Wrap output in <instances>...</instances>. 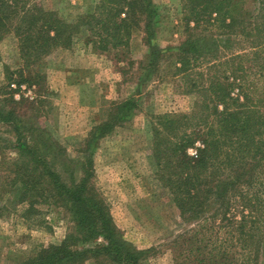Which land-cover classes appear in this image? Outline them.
<instances>
[{
	"label": "trees",
	"instance_id": "16d2710c",
	"mask_svg": "<svg viewBox=\"0 0 264 264\" xmlns=\"http://www.w3.org/2000/svg\"><path fill=\"white\" fill-rule=\"evenodd\" d=\"M182 7L186 36L171 77L197 100L191 114H163L150 125L157 176L179 212L198 222L180 236L185 263L264 264V0H182ZM155 16L151 0H97L72 22L41 0H0V42L12 33L28 67L81 33L100 52L124 48L138 27L150 43ZM163 60L150 44L147 69L158 71ZM24 78L17 69L0 88V125L13 134L0 137V215L22 207L29 221L43 208H62L73 231L16 264H141L146 253L124 240L92 183L90 156L65 161L46 129L20 116L8 89L30 84ZM135 108L132 99L114 105L116 115L98 123L91 139L108 135ZM32 112L39 113L28 102L26 115Z\"/></svg>",
	"mask_w": 264,
	"mask_h": 264
},
{
	"label": "rangeland",
	"instance_id": "374dc122",
	"mask_svg": "<svg viewBox=\"0 0 264 264\" xmlns=\"http://www.w3.org/2000/svg\"><path fill=\"white\" fill-rule=\"evenodd\" d=\"M96 1L41 3L72 22L90 13ZM151 1L158 15L153 18L152 42L147 43L138 27L132 30L128 44L116 51L93 50L81 33L68 49L57 48L27 67L19 57L14 35L7 34L0 42V88L7 86L8 73L24 70V79H30V84L8 89L13 100L20 103V116H26L33 126L45 128L63 149L65 161L77 162L90 156L92 183L124 240L146 253L141 264H189L184 260L180 236L195 229L198 222L179 212L169 189L157 176L160 168L152 158L150 125L163 114H191L197 97L184 94L185 82L171 77L174 54L186 36L182 0ZM150 44L164 52L156 72L147 69ZM129 99L135 101L136 108L108 135L91 139L98 123L116 115L113 106ZM28 102L34 103L39 113L26 115ZM12 136L10 129L0 125L1 139ZM43 209L29 221L21 218L22 207L2 211L0 264H16L41 246L60 244L72 233L73 223L66 210ZM204 236L208 234L199 238Z\"/></svg>",
	"mask_w": 264,
	"mask_h": 264
},
{
	"label": "built area",
	"instance_id": "2783aa9c",
	"mask_svg": "<svg viewBox=\"0 0 264 264\" xmlns=\"http://www.w3.org/2000/svg\"><path fill=\"white\" fill-rule=\"evenodd\" d=\"M13 87V86H12Z\"/></svg>",
	"mask_w": 264,
	"mask_h": 264
}]
</instances>
